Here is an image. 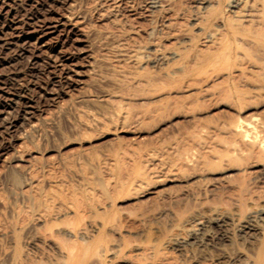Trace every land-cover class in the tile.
<instances>
[{"label":"rangeland","instance_id":"obj_1","mask_svg":"<svg viewBox=\"0 0 264 264\" xmlns=\"http://www.w3.org/2000/svg\"><path fill=\"white\" fill-rule=\"evenodd\" d=\"M70 1L0 0L2 248L10 241L8 206H22L20 190L38 185L43 191L105 202L102 207L114 220L108 229L111 246L120 245L123 238L130 260L226 263L216 254L236 250L232 241L221 237L227 229L237 235L239 228L233 224L203 228L215 243L207 246L212 257L204 258V263L180 254L182 246L195 248L192 237L184 243L165 241L174 224L207 206L229 208L241 197L247 200L242 210L251 199L264 208V153L247 149L229 131L238 117L264 120V90L256 93V76L234 71L227 75L219 68L201 75H161L159 62L144 57L137 62L129 59V51L139 47L147 54L155 33H171L169 23L176 20L185 27L189 20L175 19L170 12L158 14L143 0L131 10L130 1L121 0L115 20L85 16L75 28L63 23ZM117 18L112 25L110 20L115 23ZM152 27L156 32L149 36ZM182 36L168 35L161 41L168 44ZM138 174L144 175L142 182L132 183ZM129 179L133 185L103 200L101 185ZM256 222L263 231L252 237L264 245V215ZM134 245L143 249L135 250ZM2 248L0 264H9V254Z\"/></svg>","mask_w":264,"mask_h":264},{"label":"bare ground","instance_id":"obj_2","mask_svg":"<svg viewBox=\"0 0 264 264\" xmlns=\"http://www.w3.org/2000/svg\"><path fill=\"white\" fill-rule=\"evenodd\" d=\"M120 1L71 0L69 7L67 6L68 4L66 5L68 11L63 17V23L76 28L80 20L83 21L85 16L92 17L94 15L97 18L112 17L115 20L116 16L120 14ZM129 1L128 6L130 5L129 8L131 10L140 3V0ZM143 1L145 2L144 4H147L151 10L157 11L158 14L170 12L175 19L184 18L189 21L185 27L176 20L169 23V27L172 29L171 33L168 31L165 34L158 32L154 35V32H156L154 31L155 28L153 29L152 27V30L149 28L151 30L149 36L150 34L154 35V38L153 35L151 36L153 39L151 38L149 52L142 54L139 51V47L135 46V49L133 48L131 52L129 51V59L131 56L137 62H140L141 58L144 57L147 60H151L152 63L159 62L158 64L161 65L159 74L171 78L175 75L178 77L193 74L201 75L208 70L217 68L224 71L227 75L231 71L237 73L248 72L251 76L255 75L256 81L259 82L255 89L256 93L264 90V0H191L193 4L190 6H185L181 1L176 0ZM119 19L117 18L115 23L112 19L110 22H112V25L117 24ZM84 24L86 25V23ZM47 26L51 25L48 24ZM14 27L15 29L19 28ZM121 27L123 28V26ZM130 28L128 27V29ZM28 30L25 31L27 32ZM124 30H126L125 27ZM126 33L128 32L126 31ZM175 34H182L183 36L177 39L176 42L168 44L161 41L163 38L166 39L168 35ZM105 36L107 37V33H105ZM47 40L49 39L47 38ZM86 48H89V46ZM76 53L78 52L76 51ZM55 56L58 57L57 55ZM81 58L83 60V57ZM126 62L123 63L125 64ZM87 65H90V62ZM91 66L93 65L91 64ZM70 71L72 70L70 69ZM87 72L89 71L87 70ZM127 73H129L127 76L130 75L129 69ZM75 75L78 74L75 73ZM76 79L78 80V78ZM138 81L142 80L138 79ZM143 81L147 82L145 79ZM8 99L10 100V98ZM26 112L27 110L24 113ZM229 131L235 137V140L247 149L256 153H264V120L256 123L253 120L238 117L229 125ZM143 177L144 175L142 174L135 175L132 183L142 182ZM128 181L114 180L112 183L101 185L103 200L106 201L112 198L117 193L116 191L121 192L133 185L130 179ZM19 194L22 206L9 205L7 208L11 214L7 225V231L10 236L9 245L2 248L3 246L0 244V248L9 254V264H114V262L120 260L121 264L122 262L123 264H146L130 260V255L124 252L127 244H125L122 236L120 245L111 246L113 244L110 243L111 239L108 229H112L114 220L112 219L113 217L105 213L102 207L105 202L98 203L92 197L78 198L74 193L59 194L56 191H43L38 185H31L27 190H20ZM251 200L248 201L250 205L244 210L241 208L247 200L241 197H238L229 208L207 206L174 224V228L169 233L165 243L172 241L184 243L187 236L192 237L195 248L182 246L180 254L185 259L204 263L206 262L204 258L212 257L208 254L207 246L215 243H210L212 237L209 235L208 230L203 228L210 224H233L239 228L237 235L234 237L233 230L227 229L221 237L227 241H232L236 250L233 253L216 254V259L225 258L226 263L224 264H264V245L259 243L257 238L252 237L256 233L261 234L263 231L262 227L256 222V217L260 218L261 215H264V208L259 207L255 201ZM101 208L104 212L100 211ZM37 223L40 225H37ZM20 240H24L25 245L20 244ZM239 246H248L250 250L246 249L244 251ZM133 247L135 250L143 249L138 245ZM146 249L150 250L149 247ZM153 251L154 254H157L154 248ZM108 255H111L110 258H108ZM150 264L154 263L150 262Z\"/></svg>","mask_w":264,"mask_h":264}]
</instances>
